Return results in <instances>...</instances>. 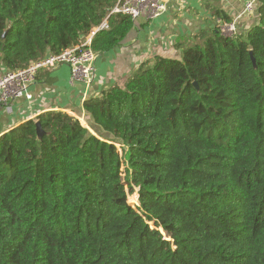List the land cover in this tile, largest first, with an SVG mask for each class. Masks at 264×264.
Masks as SVG:
<instances>
[{"label": "trees", "instance_id": "16d2710c", "mask_svg": "<svg viewBox=\"0 0 264 264\" xmlns=\"http://www.w3.org/2000/svg\"><path fill=\"white\" fill-rule=\"evenodd\" d=\"M116 3L0 0V73L82 44L104 20L91 50L119 45L134 21ZM213 17L176 40L178 57L155 55L86 99L87 127L49 111L0 136V264H264V0L245 33Z\"/></svg>", "mask_w": 264, "mask_h": 264}, {"label": "crops", "instance_id": "0c3cea01", "mask_svg": "<svg viewBox=\"0 0 264 264\" xmlns=\"http://www.w3.org/2000/svg\"><path fill=\"white\" fill-rule=\"evenodd\" d=\"M248 1L168 0L166 10L160 16L152 19L138 17L119 45L95 53L94 75L89 85L72 82L66 65L40 70L28 87L30 99H14L7 106H0V136L49 111L67 113L87 127L89 117L82 108L86 99L111 86L123 87L138 66L155 55L178 57L179 50L174 48L176 40L213 27L215 12L230 17L239 33H245L257 24L259 0L250 11H245Z\"/></svg>", "mask_w": 264, "mask_h": 264}, {"label": "built area", "instance_id": "2783aa9c", "mask_svg": "<svg viewBox=\"0 0 264 264\" xmlns=\"http://www.w3.org/2000/svg\"><path fill=\"white\" fill-rule=\"evenodd\" d=\"M167 1L117 0L111 13L128 16L131 20L137 19L144 13L147 18L152 19L165 12ZM255 2L256 0L248 1L244 10L250 11ZM216 21L217 27L222 34L230 36L235 33L236 27L233 22L224 23L220 19ZM107 28V22L104 20L98 28L91 31L82 44L65 49L57 55L46 54L41 60L32 62L24 69L0 73V106L9 105L14 99H30L31 97L27 92L28 87L36 80V75L40 70H50L57 66L66 65L70 69V80L72 82L84 83L86 85L92 83L95 53L91 50V41L98 31ZM126 168L127 164H122L121 170H125ZM134 189L132 194L137 195L138 202V191L136 188ZM157 230L161 233L162 239L172 246L170 236L161 227L157 228Z\"/></svg>", "mask_w": 264, "mask_h": 264}, {"label": "rangeland", "instance_id": "374dc122", "mask_svg": "<svg viewBox=\"0 0 264 264\" xmlns=\"http://www.w3.org/2000/svg\"><path fill=\"white\" fill-rule=\"evenodd\" d=\"M141 16H145V14L143 13ZM140 16V17H141ZM116 151H117V153H118V156H119V158L121 159V160H124L125 161V156L123 155V152H126L125 150H123L122 148H120V146H119V144H116ZM123 163H125V162H123ZM121 169H122V167H121ZM121 171V175H122V177L123 178H126V176H127V174H126V172L124 171V170H120ZM128 179V178H127ZM123 183H124V186H125V190H126V192L128 193L129 192V189H130V185H127L126 183H125V180L123 179ZM134 191H135V189H134ZM129 196H130V194L128 193V196H127V204L128 205H130L131 207H133L138 213H140V210H139V203L138 202H136V203H134V204H132V203H130V202H128L129 201ZM149 225L153 228L154 227V225H153V222H149ZM157 228V227H156Z\"/></svg>", "mask_w": 264, "mask_h": 264}, {"label": "water", "instance_id": "95a60500", "mask_svg": "<svg viewBox=\"0 0 264 264\" xmlns=\"http://www.w3.org/2000/svg\"><path fill=\"white\" fill-rule=\"evenodd\" d=\"M86 127V126H85ZM36 134L38 138H41L45 133L42 131L39 123H36ZM138 191V190H137Z\"/></svg>", "mask_w": 264, "mask_h": 264}]
</instances>
